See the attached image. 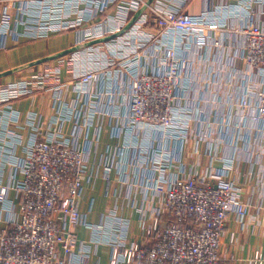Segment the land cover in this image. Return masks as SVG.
I'll return each instance as SVG.
<instances>
[{"label":"built area","instance_id":"2783aa9c","mask_svg":"<svg viewBox=\"0 0 264 264\" xmlns=\"http://www.w3.org/2000/svg\"><path fill=\"white\" fill-rule=\"evenodd\" d=\"M117 1L17 0L19 17L15 22L25 25L31 36H46L95 21ZM134 2L138 6L144 0ZM238 3L236 11L246 12L249 17L248 24L241 28H224L228 14L225 3L215 4L197 15L186 12L183 6L165 7L155 12L153 20L141 15L130 27L128 45L117 55L86 52L96 55L98 65L79 73L80 85L88 86L104 69L100 75L107 86L102 92L94 93L87 88H81V92L88 94L92 103L95 95L115 98V109L110 115L119 121L115 135L123 139L122 150H132L134 163L127 165L135 167L137 181H122L129 192V198L124 196L126 204H130L134 188L144 192L139 207L142 241L129 239L131 220L118 214V198L112 209L102 215L101 222L93 226L92 241L111 246L115 264H221L229 218L234 216L240 221L255 210V205L243 198L244 186L234 177L237 171L234 158L211 155L204 172L199 173L194 162L188 165L177 156L179 143L191 136L194 122L207 124L200 139L212 138L213 123L222 131L218 138L235 146L244 140L242 126L251 131L252 124L260 123L257 130L264 134V88L249 90L252 84L264 83V25L252 18L255 6L264 5V0H238ZM3 30L17 33V28L8 24ZM113 30L106 22L95 23L84 31L79 44L99 39ZM222 31L243 34L240 62L255 76L248 77L245 84L229 80L228 76L226 80L212 82L220 90L236 86L240 91L235 101L197 99L194 91L200 80L195 77L193 53H198L211 72L235 74L232 68L224 69L220 63L208 64L210 47L220 50L227 45L219 39ZM51 70V66H46L31 78L0 85V106L48 87L46 79ZM43 72L45 75L41 76ZM238 73L245 76L241 70ZM115 80L119 88L111 84ZM213 102L227 107L230 116L238 107L236 123L221 116L213 122L199 120L197 116L203 113L204 104ZM67 110H58L48 125L36 116L30 117L28 124L34 131L16 168L19 177L13 176L14 168L9 181L3 183L0 170V264H79L74 258L67 260L79 241L72 227L88 223L86 214L80 210V191L83 179L97 173L91 164V152L77 142L82 132L72 142L63 132L65 124L74 117L75 107L69 105ZM96 113L95 105L91 106L84 127L93 125ZM229 128H235L232 140L228 138ZM209 144L211 152L215 142ZM19 145L21 139H4L0 157L14 154ZM116 165L113 158L109 162L100 160L98 166L108 183ZM12 192L18 211L10 199ZM149 192L154 198L147 209ZM106 194L111 195L108 191ZM3 213L7 216L3 217ZM233 241L234 234L230 237V242ZM263 262L261 256L256 258V264Z\"/></svg>","mask_w":264,"mask_h":264},{"label":"crops","instance_id":"0c3cea01","mask_svg":"<svg viewBox=\"0 0 264 264\" xmlns=\"http://www.w3.org/2000/svg\"><path fill=\"white\" fill-rule=\"evenodd\" d=\"M135 0H122L113 6L112 15L101 20L99 16L97 23L109 24L114 28L115 24L122 28L124 33L119 39H124V45H128L130 27L135 21L143 15L134 6ZM145 2V1H144ZM157 7L170 8L183 6V9L190 14H200L203 10L212 8L215 4H226L228 14L225 18L226 29L241 28L249 22V17L236 11L239 9L238 0H153ZM142 6V5H141ZM18 2L16 0H0V85L10 84L25 78L36 70L46 66H53L54 61L59 56H66L72 53L76 56L75 64H71L78 74L95 67L98 59L91 55L88 56L84 44H79L82 34L86 29L94 26L95 23L79 24L71 29L50 32L46 36H31L25 25H16V19L19 17ZM255 15L252 16L255 22L264 25V5L255 6ZM126 16V18L124 17ZM109 17V18H108ZM125 24L123 26V21ZM8 24L12 28H17V33L5 32L3 26ZM228 32V33H227ZM220 40L227 42L226 47L218 50L210 47L211 59L208 64L220 63L224 69H233L235 74L226 75V72H211L208 65H203V61L197 52L193 53L196 60L195 77L199 84L194 91L197 99L210 98L220 103L235 101L240 91L236 86H228L227 89L220 90L217 84L212 82L216 80H226L227 76L239 84H245L248 77L254 78V74L249 72L240 62L242 54L243 34L240 32L232 33L222 31ZM219 37V36H218ZM109 44L118 42L117 38H111ZM67 50L71 52L65 54ZM103 63V62H102ZM60 66L61 63L59 62ZM98 65V64H97ZM105 63L101 64V66ZM69 62L68 69L71 68ZM72 69V68H71ZM238 70L244 75H240ZM66 72V73H67ZM257 76L256 78H258ZM123 77H121L122 79ZM123 83V79L120 81ZM107 82L104 76L100 75L88 86H66L62 90L39 89L29 95L12 99L7 104L0 106V144L4 139H21L22 145L17 147L14 154L7 158L0 157V170L3 171V183H7L12 175L19 177L17 167L25 156V146L31 134L34 131L28 124L30 117L36 118L44 125H48L55 119L58 110L67 112L68 106L75 107V113L72 121L67 122L63 128L64 134L71 142L82 132L78 139V144L82 149L91 152V164L97 175L87 176L83 179L82 189L80 191V210L87 216V225H74L72 228L78 234L79 241L76 242L71 250L68 261L76 259L79 264H115L113 250L109 245H96L92 241L93 226L102 220V215L107 213L115 205L118 198V214L131 220L130 240L142 241L143 222L139 207L142 203L144 192L134 188L132 200L127 205L125 198H129L127 187L122 181L130 183L137 181L135 177V167L128 166L127 163H134L132 150H122L121 140L115 135V125L119 122L116 118L110 116L115 109L114 97L111 95H95V102H90L88 94L81 92V88L93 90V92H102ZM114 88H119L118 80L111 82ZM251 91L262 90L264 83L252 84ZM59 96V97H58ZM97 108L95 117L92 118L93 125L90 128L84 127L88 110L91 106ZM203 113L199 114V120H210L213 122L220 116L230 123H236L239 119L240 109L234 108L232 116L229 115L227 107L215 102L204 104ZM124 111V108H123ZM250 124V123H249ZM253 128L248 131L242 126L240 132L244 135V140L235 146L226 143L218 138L222 133L218 125L211 126L212 138H199L207 130V124L194 122L191 136L182 140L177 149V156L180 161L190 165L194 162L196 170L203 173L209 164L211 155L234 158L237 162V171L234 174L236 180L244 186L243 198L255 205L252 214L245 216L240 221H236L234 216L229 218L226 227V238L223 248V258L221 264H256V258L264 255V134H261L257 128L260 123L252 124ZM255 126V127H254ZM259 126V127H258ZM235 128H229L228 138L232 140ZM82 130V131H81ZM238 131V130H236ZM215 142V146L210 151L209 142ZM118 151L119 154H118ZM122 152V154H120ZM111 158L117 165L114 167L111 181L104 180L102 167L98 166L100 160L109 162ZM205 164V165H202ZM111 194L108 196L106 192ZM125 196V198H124ZM133 198L135 200H133ZM148 201L145 207H151L153 195L149 192ZM10 199L15 203L16 211L19 210L15 193L10 194ZM123 200V201H122ZM7 213H3L6 217ZM234 234V241L230 242L231 234ZM130 261V260H129ZM131 262V261H130ZM131 264H135L131 262Z\"/></svg>","mask_w":264,"mask_h":264},{"label":"rangeland","instance_id":"374dc122","mask_svg":"<svg viewBox=\"0 0 264 264\" xmlns=\"http://www.w3.org/2000/svg\"><path fill=\"white\" fill-rule=\"evenodd\" d=\"M121 1L122 0H118L116 3L121 2ZM144 1L145 2H143V4H139L138 6H136L137 9H139V11H136L137 16L140 15L138 12L142 11L143 14H146V16H147V18L149 20L155 19V16H156L155 12L159 11V9H162V7H157L153 3V0H144ZM113 6L110 9L105 10L102 14H100L101 20H104V19L107 18V16H111L112 15V11L111 10L113 9ZM124 18H126V16ZM125 21L126 20L123 21V26L125 24ZM97 22H98V20L97 21L96 20L95 21L94 20L88 21V23H97ZM85 23H87V22H85ZM120 26L115 24V27H114V30L112 31V33H107V34H105V36L100 37L99 39H95V40L93 39L94 41L90 40L89 43H85L84 44V48H86L88 50H96V52L98 54H100L102 52H105L104 54H106V55H108L110 57L117 55L119 52H121L122 50L125 49V45H124L125 40L124 39H122V40L119 39V37H122V35L124 34V33H121L122 28ZM67 29H71V27H69ZM111 38H117L116 40L118 42L112 43L110 45L109 41L112 40ZM72 53L73 52H71V54H69V55L59 56L56 59H54V61H57V63L52 66L51 75H50V77H47V79H46L47 82H48L47 83L48 87L43 88V89H52V88L54 89L55 87H57V88H60L58 90H62L63 87H66V86H69V85L72 86V85L76 84L77 86H79L80 80H81L79 78V74L74 71L73 66L71 67V64H75V62H76L75 61L76 56L72 55ZM91 56H93V55H91ZM94 57H96V55L93 56L91 60H93ZM59 62L61 63V66H60ZM68 62H69V66L72 69L71 68H70V70L68 69V72H67V64H68ZM102 68H105V67L103 66ZM41 70L42 71L45 70V67L43 66V68L36 70L34 73H32L31 75H29V76H27L25 78H31L35 73L38 74V71L41 72ZM100 72H104V69L102 71H99L98 73H100ZM44 75H45V73L43 72L41 76H44ZM25 78H21V80H23ZM18 81H20V80H18ZM37 90H39V89H37ZM261 258L264 259V255L261 254ZM263 264H264V262H263Z\"/></svg>","mask_w":264,"mask_h":264},{"label":"water","instance_id":"95a60500","mask_svg":"<svg viewBox=\"0 0 264 264\" xmlns=\"http://www.w3.org/2000/svg\"><path fill=\"white\" fill-rule=\"evenodd\" d=\"M69 52H71V50H67V51L65 52V54H67V53H69Z\"/></svg>","mask_w":264,"mask_h":264}]
</instances>
